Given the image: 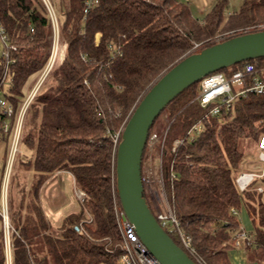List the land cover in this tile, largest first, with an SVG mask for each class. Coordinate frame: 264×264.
<instances>
[{"label": "trees", "instance_id": "16d2710c", "mask_svg": "<svg viewBox=\"0 0 264 264\" xmlns=\"http://www.w3.org/2000/svg\"><path fill=\"white\" fill-rule=\"evenodd\" d=\"M60 5L65 54L47 73L23 119L27 132L22 141L32 155L21 159L19 167L32 170L34 182L19 189L17 202L9 200L11 264H121L114 137L151 84L181 57L201 49L192 50L196 43L223 28L264 24V0H242L225 19L218 0L201 20L187 0H99L85 17L83 0ZM0 25L11 45L7 98L14 109L12 127L23 87L37 82L50 58L53 25L42 0H0ZM254 59L264 65V56ZM243 61L220 70L229 73ZM3 65L0 54V82ZM197 93L198 82L162 110L171 119L161 153L163 186L195 250V256L187 254L197 264H231L227 250L239 229L232 209L244 208L253 225L248 247L264 252L263 189H257L264 172L246 189L236 183L245 157L239 139L264 136V94L236 98L228 109L221 106L209 115L212 104L202 107ZM197 122L201 127L191 137L188 132ZM61 171L70 172L85 195L79 211L54 227L38 191ZM166 231L181 246L175 231ZM0 264H7L3 228Z\"/></svg>", "mask_w": 264, "mask_h": 264}, {"label": "water", "instance_id": "95a60500", "mask_svg": "<svg viewBox=\"0 0 264 264\" xmlns=\"http://www.w3.org/2000/svg\"><path fill=\"white\" fill-rule=\"evenodd\" d=\"M262 56L264 29L230 36L181 57L151 84L120 128L115 141V191L124 216L159 264L197 263L162 227L147 201L141 163L149 129L165 106L189 85L216 70Z\"/></svg>", "mask_w": 264, "mask_h": 264}, {"label": "rangeland", "instance_id": "374dc122", "mask_svg": "<svg viewBox=\"0 0 264 264\" xmlns=\"http://www.w3.org/2000/svg\"><path fill=\"white\" fill-rule=\"evenodd\" d=\"M62 0H49L52 5L53 11L59 21H62V14L60 12V4ZM218 0H187L190 11L192 15L201 20L204 18L205 14L212 8V6ZM222 17L225 19L231 12L237 10L242 0H222ZM259 25V24H258ZM257 26V25H256ZM255 25H250L247 27L237 28V29H228L223 28L218 30V32L208 39L199 43L200 46H207V43L218 42L223 38L230 36L231 34H239L241 31L249 30H261L256 29ZM245 28V29H244ZM59 29V28H58ZM54 35V32H53ZM96 37V41L98 40ZM59 44L56 42L59 54L57 61L54 65L60 63L64 57L66 43L60 40V35L56 36ZM218 40V41H217ZM54 41V36H53ZM54 43L52 42V48ZM195 47H192V50ZM199 49V48H198ZM197 49V50H198ZM52 50V49H51ZM53 65V66H54ZM52 66V67H53ZM9 75L6 76L5 81L2 84L0 89V98L8 99L9 96ZM35 83L29 81L22 89L23 95L19 97L22 101H25L28 94ZM171 119H168L167 111H161V113L156 117L153 125L151 126V131L148 136L147 144L145 146V152L143 153L142 163H141V172L144 178V190L148 203L150 204L152 210L158 211L163 208V202L161 199H165L166 194L163 186V177L161 169V153L163 148V141L168 130L169 123ZM120 131V129H119ZM118 131V133H119ZM27 132V127L23 126L19 132L20 139L17 143L16 149L17 152L14 155L9 177L7 180V194L6 199L7 204L9 200L17 202L19 200L20 194L19 189H29L34 179L32 170H22L20 165V160L23 158H29L32 155V151L28 149L23 143V137ZM118 133L114 137L117 139ZM12 145V136L11 133L2 135L0 133V186L4 184L6 178V164L9 157V150ZM262 147V142L256 140L252 137H242L238 142V149L243 153L247 158L248 156L255 158L259 155ZM260 169L264 170V166ZM243 171V170H242ZM258 173V171H252ZM264 172V171H263ZM241 173V172H240ZM263 192L261 193V200L264 202V183L261 185ZM0 191H3L0 189ZM38 199L41 205L43 212L46 215V218L49 220L50 224L54 227L60 226L65 216L69 213H76L79 211L80 205V195L78 189L74 185V180L72 174L68 171L58 172L50 176L46 181H44L39 187ZM1 205V202H0ZM170 206V205H169ZM1 209V208H0ZM234 214L238 219L239 229L245 230L250 237H252L253 225L248 217L246 211L243 207L239 210L232 209ZM2 221L0 220V229L2 228ZM237 229V230H239ZM236 230V231H237ZM12 229H9L11 232ZM9 247V246H8ZM227 257L231 264H247V257L245 253V242L240 241L238 245H235L227 250ZM9 263V262H8Z\"/></svg>", "mask_w": 264, "mask_h": 264}, {"label": "built area", "instance_id": "2783aa9c", "mask_svg": "<svg viewBox=\"0 0 264 264\" xmlns=\"http://www.w3.org/2000/svg\"><path fill=\"white\" fill-rule=\"evenodd\" d=\"M98 1L99 0H83V17L86 16L89 10L94 7ZM42 2L49 12L53 25L54 46L51 50L50 58L43 72L33 86V89H31L26 100L20 105L12 127L10 122L14 112L12 103L6 98H0V133H11L12 136V145L9 150V157L6 164V178L2 186L3 191H0V219L2 221V228L5 235L7 264H9V229H12L8 217V204L7 201L3 199H6L7 180L14 155L17 152L16 146L20 139L19 132L23 125V119L27 106L45 79L47 73L57 61L59 54L58 48H56L59 44L58 39H56V36H59L58 20L49 0H42ZM256 29H264V24L257 25ZM244 32H249V30H244L240 33ZM233 35L235 34H231L230 36ZM230 36H227L226 38ZM56 42L58 44H56ZM198 45L199 43L194 45V50L200 47L202 48V46L198 47ZM10 47L11 45L8 43L7 33L5 32L3 26L0 25V54L3 56L4 63L0 89L3 82L5 81L6 76L9 75L8 62L10 59L8 56V49ZM249 94H264V65L254 58L252 60H244L239 66L234 68L229 73L222 70H216L203 76L198 81V93L196 95V99L202 107H207L212 104L211 108L209 109V115H215L220 111L221 106H224L226 109H228L236 98L245 97ZM200 127V122L195 123L189 130V135L193 137L194 131L198 130ZM114 141L116 140L114 139ZM263 171V169H260L258 173L252 171H244L239 173V175L236 177V183L238 187L241 190L246 189L255 177H259L263 174ZM142 179L144 181L143 176ZM257 189L261 190L262 188L258 186ZM78 192L80 195V201H82L85 193L79 189ZM161 200L163 202V208L154 212L157 220L165 230L168 229L171 232L175 231L182 248L190 255L195 256V250L191 244L190 236L179 227L178 221L169 206L167 198H163ZM233 212L235 211L233 210ZM114 213L122 241L121 264H159V262L147 251L144 244L140 241L134 227L124 216L120 204L118 205L116 201H114ZM240 241L245 243H249L251 241L250 235L243 229L237 230L234 235V244L238 245Z\"/></svg>", "mask_w": 264, "mask_h": 264}, {"label": "crops", "instance_id": "0c3cea01", "mask_svg": "<svg viewBox=\"0 0 264 264\" xmlns=\"http://www.w3.org/2000/svg\"><path fill=\"white\" fill-rule=\"evenodd\" d=\"M259 141L262 142V147H261V151H260L259 155H257L255 158H252L250 156H248L247 158L244 157L243 165H242L243 171H241V172H244V171H258L259 172L260 168L262 166H264V136H262ZM7 188H8V186H7ZM0 189H2V184L0 186ZM6 194H7V189H6ZM8 240H9V244H10V234H9ZM249 244L250 243H245V253H246V257H247V264H264V252L261 250H258V249H254L252 246L248 247ZM8 260H9V264H11V248H10V245H9V258H8Z\"/></svg>", "mask_w": 264, "mask_h": 264}]
</instances>
